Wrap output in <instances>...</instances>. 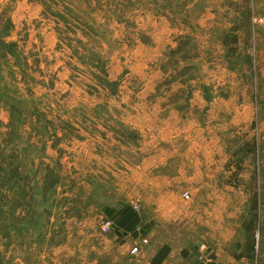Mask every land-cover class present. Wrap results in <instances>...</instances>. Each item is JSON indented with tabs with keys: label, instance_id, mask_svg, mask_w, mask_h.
Segmentation results:
<instances>
[{
	"label": "rangeland",
	"instance_id": "374dc122",
	"mask_svg": "<svg viewBox=\"0 0 264 264\" xmlns=\"http://www.w3.org/2000/svg\"><path fill=\"white\" fill-rule=\"evenodd\" d=\"M179 211L264 264V0H0V264H130L124 215Z\"/></svg>",
	"mask_w": 264,
	"mask_h": 264
},
{
	"label": "crops",
	"instance_id": "0c3cea01",
	"mask_svg": "<svg viewBox=\"0 0 264 264\" xmlns=\"http://www.w3.org/2000/svg\"><path fill=\"white\" fill-rule=\"evenodd\" d=\"M217 219L219 230L211 214L180 211L154 214L142 226H138L142 219L129 215L123 218L121 239L116 236L119 241L108 249H119L129 256L132 247L146 238L148 245L142 247L138 258L126 259L130 264H201L200 258L208 256L212 257V264H259L252 250L245 251L244 246L242 252L236 249L234 230L223 214Z\"/></svg>",
	"mask_w": 264,
	"mask_h": 264
},
{
	"label": "built area",
	"instance_id": "2783aa9c",
	"mask_svg": "<svg viewBox=\"0 0 264 264\" xmlns=\"http://www.w3.org/2000/svg\"><path fill=\"white\" fill-rule=\"evenodd\" d=\"M182 197L185 200H189L190 199V194L188 192H185ZM138 205H134V209H137ZM111 226L112 223L111 222H107L106 224H104L102 231L104 233H109L111 230ZM148 245V240L146 238H143L139 243H137L136 245H134L130 251L131 255L133 256H137L142 252V247ZM204 249V246H201V250ZM201 264H212L213 263V259L211 256L205 257V258H200Z\"/></svg>",
	"mask_w": 264,
	"mask_h": 264
},
{
	"label": "trees",
	"instance_id": "16d2710c",
	"mask_svg": "<svg viewBox=\"0 0 264 264\" xmlns=\"http://www.w3.org/2000/svg\"><path fill=\"white\" fill-rule=\"evenodd\" d=\"M126 215H124V217H125Z\"/></svg>",
	"mask_w": 264,
	"mask_h": 264
}]
</instances>
